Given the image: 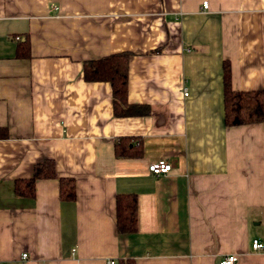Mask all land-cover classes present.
<instances>
[{"label": "crops", "instance_id": "obj_1", "mask_svg": "<svg viewBox=\"0 0 264 264\" xmlns=\"http://www.w3.org/2000/svg\"><path fill=\"white\" fill-rule=\"evenodd\" d=\"M119 52L146 115L115 116L110 84L83 78ZM223 63L264 108V0H0V264H264L263 125L222 123ZM122 137L137 156L114 155ZM49 160L55 177L18 196ZM157 160L167 174L147 171ZM124 194L136 218L120 234Z\"/></svg>", "mask_w": 264, "mask_h": 264}, {"label": "trees", "instance_id": "obj_2", "mask_svg": "<svg viewBox=\"0 0 264 264\" xmlns=\"http://www.w3.org/2000/svg\"><path fill=\"white\" fill-rule=\"evenodd\" d=\"M26 43V42H25ZM23 49V48H22ZM23 56L26 53H21ZM129 54L119 52L102 59L86 61L82 64L83 78L87 82L103 81L111 86L113 113L117 117L146 115V107L142 105H129L126 98V62ZM222 123L224 126H240L261 123L264 138V108L263 94L260 91H232L229 87L228 68L222 67ZM6 136V131L0 130V138ZM114 155L119 158L135 157L139 150L130 147L125 137L114 141ZM139 144V142H138ZM137 144V146H138ZM55 177L52 160L35 165L32 177L20 179L14 183V190L18 196L32 198L35 194L34 184L37 179H50ZM58 197L60 200H74V181L70 178L58 179ZM116 201V230L120 234L133 232L135 224V201L130 194L117 195ZM126 264H133L127 261Z\"/></svg>", "mask_w": 264, "mask_h": 264}, {"label": "built area", "instance_id": "obj_3", "mask_svg": "<svg viewBox=\"0 0 264 264\" xmlns=\"http://www.w3.org/2000/svg\"><path fill=\"white\" fill-rule=\"evenodd\" d=\"M201 10H206V3L201 2L200 3ZM184 95V93H183ZM170 169L169 163L167 164L165 161L162 160H157L154 161L152 164H149L147 167V171L153 176H158V175H164L167 174ZM250 248L253 251H259V249L262 248V244L256 240H251ZM27 258V254L23 253L20 257L21 261L23 262ZM237 260V257L234 255L230 256H225L224 258L220 259L217 264H234ZM105 264H116L114 260L108 261Z\"/></svg>", "mask_w": 264, "mask_h": 264}]
</instances>
